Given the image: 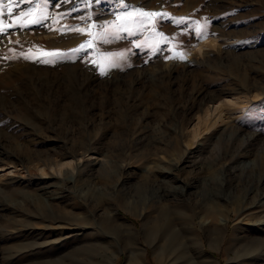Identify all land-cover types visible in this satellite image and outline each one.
I'll list each match as a JSON object with an SVG mask.
<instances>
[{"label": "rangeland", "instance_id": "obj_1", "mask_svg": "<svg viewBox=\"0 0 264 264\" xmlns=\"http://www.w3.org/2000/svg\"><path fill=\"white\" fill-rule=\"evenodd\" d=\"M0 10V264H95L114 247L125 264L118 238L99 243L100 220L83 216L118 207L141 227L161 210L162 233L172 196L229 210L219 246L199 231L218 264H234V222L264 218V0H0ZM248 242L263 258L264 238Z\"/></svg>", "mask_w": 264, "mask_h": 264}, {"label": "bare ground", "instance_id": "obj_2", "mask_svg": "<svg viewBox=\"0 0 264 264\" xmlns=\"http://www.w3.org/2000/svg\"><path fill=\"white\" fill-rule=\"evenodd\" d=\"M29 58H31V56L22 59L25 60ZM35 68L36 67L29 65L26 66L24 70H21V72H27V73L35 72ZM220 104L223 103H212L210 104V108L216 109L219 107ZM213 124H215V122H212L211 125ZM87 154L88 152H84V153L79 152L74 155L78 156L80 162V160L84 159ZM67 155L68 153H65V156ZM180 160L181 159H178L176 161L175 167L178 166V162ZM68 161L58 162V164L63 165ZM79 164L80 163L77 164L78 169H79ZM161 170H168V169H166V167L165 168L161 167ZM105 174H109V172L103 173L104 176ZM174 177L177 179H181L178 176H174ZM153 184L156 185L160 193V191L162 190L160 188L162 187L161 186L162 184L155 179ZM182 184H183V188H186L188 187V185L190 187L192 182L187 179H183ZM175 186H180L181 188L180 191L182 190V185H175ZM166 192L168 195L169 191L167 189ZM160 194L163 193L161 192ZM170 195H174V194H170ZM108 197L110 196L104 192L103 195H100L98 199L105 201L104 199H107ZM193 197L189 198L187 196H172L170 198H167V200H171V201L170 202L167 201V204L165 205V209L162 211H166L167 215L169 214V216L164 222L165 226L164 225L161 226L163 227V229L165 228L164 231L162 230V233L156 232V230L159 229L160 224H158L157 221L152 222L153 219L155 220L156 218H159L158 221L162 219V215H160L161 210L158 211L157 215H155L156 217L154 218L153 216L150 215L149 211H145L143 214L141 227H137L134 221L124 218L120 213L118 207L114 209L111 208L107 213L96 214L94 212H91L89 215H84L83 217L86 219V223H88V220L95 218L97 215V219H99L101 223L99 228L102 231L101 233L99 232L100 237L96 236L97 241L99 240V243L101 244L104 243L105 246L110 245L108 242L110 241L108 240L109 235L106 234V231L111 233V237L118 238L119 247L126 252L127 258L125 264H148V261H146L145 259V252L147 248L139 244L140 243L139 239L141 235L146 237L148 244H152L154 250V257L161 264H187V263L188 264L190 263L218 264V260L216 259V257L210 252H208V250L206 249V245L201 236L199 228L203 230L204 233L206 234L209 243L208 245L219 246L223 239V236L225 235L228 229L229 218H230L228 215L229 210L223 208L222 203L218 201L206 200L204 197L201 196L200 198H198V200H195V198ZM49 203L50 206H52L53 202L49 201ZM39 207L41 210L44 209V207L41 206ZM121 207L126 209V206H121ZM48 210L49 209L46 210L45 208L44 211L54 213V215L48 214V216H51L53 218L54 217L65 218V216L59 210L55 211L54 208L50 211ZM44 211L42 213H44ZM158 215H160V217ZM177 216L183 217L184 219L183 228L180 227L179 229V227L177 228L173 225L172 217H177ZM83 217L78 213H75L73 218L74 219L82 218L84 220ZM196 217L198 220H196ZM258 220L259 221H256L255 224L254 222L253 224L247 223V226L243 225L244 222L241 223V220H237L234 222L233 232L230 237L231 243L229 247V250H232L234 252V255L230 256V259H233L231 261H234V264H264L263 263L264 257L262 256L263 258H257L255 256L256 253L252 254L253 253L252 251H254L252 250V246H250L251 249L247 247L248 241L250 240L258 241L264 238V234H263L264 218ZM257 223H259L261 226H259V224ZM244 226L250 228V230L253 231L246 233L245 232L246 227ZM179 230L183 231L181 236L176 234L180 232ZM104 232L105 234H102ZM117 253H118V249L115 247L109 248L108 250L104 249V253L103 254L101 253V255L104 256L103 259H95V257H92L91 261H93L95 264H114L116 259L115 255ZM257 255L259 254L257 253Z\"/></svg>", "mask_w": 264, "mask_h": 264}, {"label": "snow or ice", "instance_id": "obj_3", "mask_svg": "<svg viewBox=\"0 0 264 264\" xmlns=\"http://www.w3.org/2000/svg\"><path fill=\"white\" fill-rule=\"evenodd\" d=\"M138 14L139 15H142V16H149V17L154 16V15H157L155 13H143V12L138 13ZM0 15H2V10H0ZM9 27H10V25H9ZM3 30H4V28L3 27H0V31H3ZM81 47H83V45ZM45 62H47V61H45Z\"/></svg>", "mask_w": 264, "mask_h": 264}]
</instances>
